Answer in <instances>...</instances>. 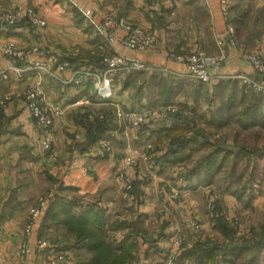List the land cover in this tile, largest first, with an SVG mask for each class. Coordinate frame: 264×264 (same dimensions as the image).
I'll use <instances>...</instances> for the list:
<instances>
[{
  "label": "crops",
  "instance_id": "obj_1",
  "mask_svg": "<svg viewBox=\"0 0 264 264\" xmlns=\"http://www.w3.org/2000/svg\"><path fill=\"white\" fill-rule=\"evenodd\" d=\"M82 3L96 10L98 18L109 15L125 17L143 32L151 35L153 43L146 51L136 52L124 46H117V51L127 58L137 59L169 72H143L129 78L122 75L110 76L113 98L109 103L101 102L96 97L91 78H84L79 86L65 82L79 71L103 75L105 68L101 65L102 58L111 53L110 48L93 33L79 12L64 0H0V13L14 11L19 6L32 8L36 16L46 23L40 28L27 22L15 26L0 22V70L9 74V80L0 83V264H48L55 251L63 250L62 245L55 248L51 244L47 248L33 247L27 255L21 253L26 239L25 227L29 212L39 198L43 197L40 193L45 192L44 195L52 198L53 194H56V200L60 202H73L77 199L64 194L67 193L66 190H76L86 197L99 194L94 202L85 203L86 209L89 206H97L104 211L107 232L110 230L108 223L114 224L115 220L117 223H125L122 226L125 233L122 241L132 234V238L137 240V253L144 251L146 255H150V247L157 255H160V252L169 253L171 237L179 229L178 225L173 223V215L179 217L178 224L184 220V201L183 196L178 200L158 196L161 180L159 175H168L176 167L177 171L183 173V168H188L189 159L196 154L184 153L187 159L162 171L160 158L170 147V139L165 136L174 124L170 113L181 112L193 120L196 126L200 125L201 119L209 130L216 126L225 129L229 123L222 119L223 111L247 103L242 99L238 102L225 100L223 94L236 83L241 85L238 81L231 82L227 77H254L255 73L244 59L243 53L264 54V0H231V16L240 47L228 51V57L220 71L226 79L216 80L208 85L186 78L184 66L170 61L168 56L170 53L181 54L197 50L210 54L217 50L215 40L226 28L219 0H83ZM8 42L15 43L25 51H37L32 53L27 61H14L3 53V47ZM38 61L46 62L49 74L30 69L33 62ZM64 62H69L70 67L60 72L59 67ZM122 81L125 85L130 84L123 89L120 85ZM166 83L170 86V93H174L167 103L162 97ZM30 85L38 86L45 101L60 108L63 113L54 124V139L50 152L42 149L34 120L24 98V93ZM133 89L136 94H132ZM147 89L148 98L144 96ZM85 100L90 103L85 105ZM113 105L124 111L149 112L151 116L146 122L149 135L140 137L127 121L118 119ZM81 109L89 110L88 119L90 115L98 122L104 111L113 114L115 125L106 131L109 135L106 140H110V145H119L114 149L113 160L100 152L104 140L86 146L89 128L86 118L80 115ZM212 113L214 114L211 118ZM218 113L221 117L217 116ZM195 114L198 116L195 117ZM239 115L232 124L239 127L241 132L262 133L264 129L259 127L243 130L242 125L245 122ZM214 138H220V134H216ZM147 141L156 146L152 153V162L155 167H159L156 172L158 177L152 178L151 182H147L150 178L143 177L148 171V166L135 170L124 161L127 157L138 156V151ZM257 161L260 177L252 186V195L247 187L242 193L243 198L239 200L241 202L246 199V207L250 206V209L254 204L264 202V161ZM120 172L135 178L134 191L130 196L124 194V185L118 179ZM56 180L62 183L61 191L55 187ZM116 188L117 192H121V197L122 194L124 196L121 198V204L124 199L127 202V216L123 218L112 217L113 214L109 215L100 205L107 199L110 211L112 210L115 205L112 199L114 192H107ZM241 189L243 190L244 186ZM230 198L234 200L235 197ZM164 211L168 213L164 214ZM173 211L179 214L171 213ZM246 211L244 209V213ZM43 220L35 229L33 241L50 238L49 234L53 231L49 229L51 224H44ZM150 226H157V235L156 230ZM253 231L254 229L249 227L243 234L252 236ZM185 232L186 229L183 233ZM79 251L86 254L84 250ZM262 257L264 250L259 261Z\"/></svg>",
  "mask_w": 264,
  "mask_h": 264
},
{
  "label": "rangeland",
  "instance_id": "obj_2",
  "mask_svg": "<svg viewBox=\"0 0 264 264\" xmlns=\"http://www.w3.org/2000/svg\"><path fill=\"white\" fill-rule=\"evenodd\" d=\"M115 17H120V16H115ZM128 21H130V20L128 19ZM24 22L31 24L29 20H24L22 22H19L18 24H21ZM134 26H136V25H134ZM216 41H217V38L215 40V45H216ZM216 47H217V45H216ZM197 51H200V50H197ZM215 52H212L210 54H213ZM190 53H194V52H190ZM181 54H188V53H181ZM108 56H109V54L105 55L102 58V60ZM232 76H238V75H232ZM131 77H133V76H131ZM228 80H231V82L238 81L241 83V85L236 83V85H233V88H231L226 94H223L224 95L223 97L225 98V100L229 99L232 102H238L239 100L242 99V100H245L247 102L246 105L241 106V107L235 106L232 110H229V111L224 110L225 112L223 111L222 119L226 120L227 123H229V124H227L228 127H226L225 129H222V128H219L216 126V127H211L210 129H212V130H209L208 126L205 124V121L200 119L199 120L200 125L196 126L197 129H195L194 127L190 128V129H192L190 133H193L194 131L199 130V133H201L202 136H206L207 139H208V135H209V140H211L210 141L211 144H216V142L218 143L219 139L227 138L228 139L227 145H225L226 148H227V146L231 145V147H234V150H237V148H238L237 146L234 145V144H236L235 138H237L239 140H241L242 138L251 139L250 143L253 146L256 145L257 147H259L262 150V152H264V130L261 133L263 135L262 138L259 141H256L255 136H254L255 135L254 132H251L250 134H249V132H241V129L239 127H237L235 124H232L233 121L238 117V115L247 106V104L249 102L248 100H250L252 98V94H253V96L261 98L263 103H264V97H261V96L257 95L256 93H254L252 89L250 90V86L242 83L240 80H234V79H229V78H228ZM126 84H130V83H126ZM120 85L122 86V88H124L125 82L122 81ZM135 89L132 90V94L133 93L136 94ZM148 94H149V92L147 89V92L144 94V96H147V98H148ZM87 101H89V100H85V105H87V103H88ZM89 103H90V101H89ZM263 111H264V104L258 110V115L261 116L262 113H264ZM145 113H147V111H145ZM214 113L216 114V112H214ZM214 113L211 114V118H212V115ZM88 114H89V110L81 109L80 115L83 116V118L85 116H87ZM102 114L105 117V120H104L105 122H102L103 125L106 124V125L110 126L111 128L114 127L115 124H113L114 120L112 119L113 114L111 112H106V111H104ZM150 116L148 118H150ZM197 116L198 115H196V117ZM217 116L221 117L220 114H217ZM247 120H249V118H247ZM82 121H83V119L80 120L81 124H82ZM230 124H232V125H230ZM76 126H78V125L76 124ZM84 126H85V124H84ZM259 128L261 129V127H259ZM137 134L140 137H146V136L140 134L138 131H137ZM216 134H220V138L215 139L214 137ZM108 136H109L108 134H105V138H108ZM200 141L204 142V137L200 138ZM103 143L111 144L110 140H106V139L104 140ZM168 144H171V141ZM115 147L118 148L119 145L118 146L112 145L111 146L112 151L109 153H103V152H101V150H100V152L102 154H104V156L107 155L110 160H113L115 158V156H114ZM196 147L199 150L187 162L188 168H183L184 174L182 172L177 171L176 170L177 167L174 168L173 170H171V172H169L168 175L162 174L160 176L158 173H156L159 167L158 166L155 167L154 163L152 162V160L154 159V157L152 156V153L155 151L154 149L156 148V146L153 144V142H149V141L145 142V144L142 145L141 150L138 151V153H139L138 156H134L135 158L127 157V158H125L124 161L127 164V159L133 160L132 164H130L129 166L135 168V170H139L141 167L148 166V168H147L148 171L145 172V174L143 175L144 178H147V179L150 178L149 181H147V182H151L153 180L152 178H155L156 176L158 177V175H159L161 180L159 181L160 187H159V191H158V196H160L161 198L167 197L170 200H178L180 197L182 199V196H183V201H184L183 208L185 210H182V212H183L182 218L184 220L181 221L180 224H178V221H179L178 216L173 215V219H172L173 223H176L178 225L177 228H179L178 230H176L178 232H176L173 236L180 233V235H182L185 238V243L181 247L180 254L178 256H180L183 252H185L188 249H190V250L194 249V247L199 243V244H205L207 247H210V248H219L213 254L214 260L207 263V264H245V262H244L246 260L245 256L242 257V259H240L238 257L234 258L233 256L228 257V256H225L226 253H224L223 250H225V248H228V247L236 246V244H242L243 241H246V240L253 241V239L258 240L259 238L262 237V233L264 231V202L254 204L253 207L250 209L249 208L250 206L246 207V206H248L247 204H245L246 199L244 201L239 202L237 195H239V192H241L242 186H244V184L246 182H248V180L250 179L251 172L253 170V166L255 163V159L256 160L260 159V161H262V160L264 161V157L257 159L254 156H250L246 160H243V163L240 164V168H239L240 172H238V174L234 178L229 177V173H230L229 171L231 168V164H225L224 167L221 168L218 172L217 171L215 172V168H212V169H210L209 172L211 174H213L214 179L211 180L208 178L207 180H210V181H208L209 183L206 182V184H203V183H201L202 182L201 178L189 177V170L193 169L196 166V164L200 161V159L204 155L213 151L214 148L207 146V145L203 146V145H199V144L196 145ZM100 148H101V146H100ZM258 163H259V161H258ZM263 164H264V162H263ZM160 170H162V167L160 168ZM259 173H260V171H259ZM152 176H154V177H152ZM239 176H241V182L240 183L237 182L238 181L237 179L239 178ZM125 177H127L129 179H126ZM259 177H260V175H259ZM118 179L120 181H122V183L124 185V189H123V191L125 190L124 194L126 196L132 195V193L134 191V183H135L134 180H135V178L128 176L125 172L124 173L120 172L118 175ZM127 180L132 182V190H130V191H128L126 188ZM257 180L254 183H256ZM56 181L57 182H55V185H56L55 187H57L56 189H58V191H61L62 190L61 189L62 183L59 180H56ZM49 187H50V185H49ZM44 189H42V191ZM73 191H75V192H73ZM66 192L67 193H64V194L70 195L71 197L74 196L77 198L76 200L73 201V202H76V207L73 209V211L75 213H78L80 210L86 209L87 206H85V203H87V201H89V202L93 201L94 202L95 199L97 198V196L99 195L96 193V196H94V194H92L91 196L86 197V195L81 196V193H78V191H76V190H72V192H69L66 190ZM113 192H114V194H113ZM44 193L45 192L40 193V196L46 197V195H44ZM107 193L113 194L112 199H114V201H113V203L115 204L114 207L110 211V203L107 199L104 202H101L100 205L106 209V211L108 212L109 215L113 214L112 217L123 218V217L127 216V202L125 201V199H124L123 204H121L122 203L121 198L124 197L123 194L121 197V192H117V188H116V190H113L112 192L108 191ZM108 194H107V196H108ZM232 196L235 197L234 200H231L230 197H232ZM226 197H228L229 199L226 200L225 199ZM56 199H57L56 194H53L52 202ZM78 199L80 200L81 203H79ZM229 201H232V202L229 203ZM212 202H214L213 205L216 203L215 211H210V209L208 207V205H210ZM54 203L60 204L62 202H60L59 200H56V201H54ZM51 205L52 204L49 205L48 209L50 208ZM244 209L247 210L245 213H244ZM46 213L47 212H45V214ZM165 213L167 214L168 212L164 211V214ZM171 213L179 214L176 211H173ZM244 217H245V219H243ZM217 219L223 220V222L229 228H231L233 230V234L230 235L229 238L226 239L223 236V234L215 228L216 227L215 221ZM113 222H114V224L112 223L113 225L111 223H108V225H107L108 230L110 228V230L108 232L107 241L111 244V246L114 249L117 250L119 248V244L121 243V241L123 239V236H125L124 228L122 227L123 224H125V223H123V224L117 223L116 220ZM155 223L156 222H154V224ZM193 223H197L198 225L201 226L202 234L200 236H197L196 234L193 233V231L191 232V230L189 229L188 226H192ZM150 227H152L153 230L157 229V226L156 227L150 226ZM249 227H252L254 229L252 236H246L245 234H243V231L245 229H248ZM61 228L62 227L54 225V224L53 225L51 224V226L49 228L50 230L51 229L53 230V231H51V234H49L50 243L55 248H59L60 245H62V247H63L62 251H55L53 255L57 256L59 254H66L70 258L69 260L72 262V264L73 263L74 264L75 263L82 264L84 262L85 258L87 257V255L85 253L79 251V248H77V246H75V237L74 236H71V237L68 236V234H66L65 230L63 228L62 229ZM185 229H186V232L183 233L185 231ZM156 235H157V230H156ZM62 236L63 237L65 236V237L60 239V237H62ZM147 245H148V243H147ZM71 246H73V247L71 248ZM172 248L173 247L171 245V250H169V253L164 254V252H160V255H157L155 250H152V248L150 247V250H149V251H151L150 255H146V253L144 251H140V253L136 254V257L131 264H197V262L195 260L193 261V259H190V260L187 259L184 262H180V263H179V261H180L179 257L178 258L176 257L177 259L174 260L172 258V250H173ZM79 252H81V253H79ZM226 258L233 260V262L227 263ZM258 264H264V257H262L260 259Z\"/></svg>",
  "mask_w": 264,
  "mask_h": 264
},
{
  "label": "built area",
  "instance_id": "obj_3",
  "mask_svg": "<svg viewBox=\"0 0 264 264\" xmlns=\"http://www.w3.org/2000/svg\"><path fill=\"white\" fill-rule=\"evenodd\" d=\"M75 10L79 12L83 20L92 29L93 33L102 39L110 48L111 53L102 60L101 65L105 68L103 75L93 72H76L72 77L65 80L67 84L81 85L84 78H91L96 91V97L101 102L109 103L113 98L112 80L110 76L122 75L131 77L143 72H169L167 69L149 66L137 59L127 58L117 51V46H124L132 51L143 52L148 50L153 38L151 35L143 32L139 27L134 26L125 17L106 16L98 18L96 10L89 6H85L83 0H64ZM220 10L226 21L225 31L217 37V51L208 54L203 50L188 54H169L168 58L181 66H184V76L199 84L208 85L216 80L226 79L220 73L223 63L228 57L229 49L240 47V40L237 36L231 19V0H219ZM29 20L35 27H44L45 21L38 18L32 8H23L19 6L14 11L0 13V22L9 26H15L19 22ZM37 50L25 51L16 46L13 42H8L3 47V53L6 57L14 61L24 62ZM244 59L252 67L255 75L249 76H228L229 79L240 80L242 83L250 86L254 93L264 97V54L254 52L243 53ZM46 62H33L30 67L32 71L49 74ZM69 62H64L59 71L62 72L69 68ZM9 74L5 70H0V83L7 82ZM24 98L27 101L29 112L34 120L36 130L39 135L40 144L45 152L52 151L54 139V124L62 116V110L45 101L43 92L38 86L30 85L27 87ZM9 100V98H6ZM89 103V101H87ZM116 108V105H113ZM115 116L118 119H124L127 123L140 134L149 135L146 128V122L149 112L124 111L117 106ZM89 118H93L89 115ZM101 122H105V117L99 116ZM90 125L88 124V128ZM101 152L109 153L112 151L111 145L101 143ZM133 160L127 159V164H132ZM126 179H129L125 177ZM126 188L132 190V182L127 180ZM52 196L39 198L38 202L30 209L29 219L25 227V242L22 245V255H27L33 247L47 248L51 245L49 240L36 239L33 241L35 229L40 225L45 212L52 202ZM215 202V201H214ZM212 202L208 205L210 211H215L216 203ZM217 202V201H216ZM188 225V224H187ZM191 232L200 236L202 234L201 226L193 223L188 226ZM192 233V234H193ZM32 240V241H31ZM185 243V238L177 234L171 238L172 258L176 260L180 254V249ZM177 257V258H176ZM66 254L52 256L48 264H65L70 261Z\"/></svg>",
  "mask_w": 264,
  "mask_h": 264
},
{
  "label": "trees",
  "instance_id": "obj_4",
  "mask_svg": "<svg viewBox=\"0 0 264 264\" xmlns=\"http://www.w3.org/2000/svg\"><path fill=\"white\" fill-rule=\"evenodd\" d=\"M230 23H233L232 16ZM126 86L127 84L123 89H125ZM163 90V98H168L163 100L167 103L170 101V97L174 96V93H170V86L167 83ZM248 101L247 106L239 115L240 119L245 122V124L242 125L243 130L249 128L253 129L255 127L264 129V113H262L261 116L258 115V110L264 104L262 99L252 94V98ZM196 115L197 114H195V117ZM170 117L174 120V124L172 129L165 136L170 139L171 144L169 150L160 158L163 171L187 159V157H184V153L190 155V153L193 154L198 152L199 149L196 147L198 144L214 148L213 151L204 155L193 169L189 170V177L201 178V183L203 184H206V182L209 183L208 181L210 180H207L208 178L211 180L214 179L213 174L209 172L212 168H215V172H218L225 164H231L229 177L234 178L238 172H240L239 168L243 160H246L250 156H254L257 159L264 157V152L256 145L253 146L250 143L251 139L242 138L239 140L235 138L236 144L234 145L238 147L237 150H234V147L231 146L230 148H228V146L226 148L225 145H227V141L224 138L219 139L216 144H211L209 135L207 139L206 136H202V134L199 133V130L190 133L192 130L190 128L194 127L197 129L196 124L181 112L170 113ZM84 118H86L87 123L90 125L88 130L89 138L86 146L105 140L106 131L110 126L106 124L103 125L101 121L98 122V120L93 118L88 119V115ZM247 118H249V120H247ZM220 125L221 127L223 126L222 123ZM254 136L256 141L262 138V134L258 132H256ZM202 137H204V142L200 141ZM259 170V163L255 159L250 179L244 184V189L237 195L239 200L243 198L242 193L247 187L250 188V195H252V186L259 178ZM237 180V182L240 183L241 176H239ZM75 207L76 204L73 202L54 203L44 215L43 223L60 226L65 230L68 236L75 237V246H77L79 250H84L87 255L82 264H131L133 262L138 250L137 240L133 239L131 235H128L121 242L120 247L117 250L114 249L107 241L108 232L106 230V216L104 211L97 208V206H89L87 209L75 213L73 211ZM215 223V228L219 230L226 239L233 234V230L229 228L223 220L217 219ZM218 249L219 248H210L205 244L198 243L194 249H188L179 256V263L187 259H193L197 264H207L214 260L213 254ZM263 250L264 231L262 237L258 240H246L243 241L242 244H236V246L225 248L223 251L226 253L225 256L228 257L233 256L234 258L238 257L242 259V257L245 256V264H257ZM226 261L227 263L233 262V260L229 258H226Z\"/></svg>",
  "mask_w": 264,
  "mask_h": 264
}]
</instances>
